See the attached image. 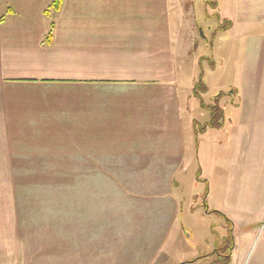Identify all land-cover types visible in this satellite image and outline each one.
Returning a JSON list of instances; mask_svg holds the SVG:
<instances>
[{
	"label": "rangeland",
	"instance_id": "1",
	"mask_svg": "<svg viewBox=\"0 0 264 264\" xmlns=\"http://www.w3.org/2000/svg\"><path fill=\"white\" fill-rule=\"evenodd\" d=\"M170 10L184 45L198 35L177 67L181 94L191 75L204 87L183 110L195 128L192 140L183 130L185 164L120 158L105 168L121 179L0 180V264H51L68 256L69 238L141 241L125 264L153 251L154 264L161 252L166 264H264V0H170ZM212 106L220 126L205 128Z\"/></svg>",
	"mask_w": 264,
	"mask_h": 264
},
{
	"label": "crops",
	"instance_id": "2",
	"mask_svg": "<svg viewBox=\"0 0 264 264\" xmlns=\"http://www.w3.org/2000/svg\"><path fill=\"white\" fill-rule=\"evenodd\" d=\"M53 1L0 0V180L121 179L105 168L120 158L177 166L195 97L191 75L182 99L176 72L196 31L184 45L170 0H60L57 11ZM76 164L89 172H64ZM101 241L69 238L51 264H125L141 242ZM168 260L161 252L157 263Z\"/></svg>",
	"mask_w": 264,
	"mask_h": 264
},
{
	"label": "trees",
	"instance_id": "3",
	"mask_svg": "<svg viewBox=\"0 0 264 264\" xmlns=\"http://www.w3.org/2000/svg\"><path fill=\"white\" fill-rule=\"evenodd\" d=\"M59 2H60V0H54L53 1V3L51 4V7L53 8V10H55V11L58 10V8H59ZM226 23H227V29L230 28L231 27V22L230 21H226ZM198 87L204 89V87L202 86V84L199 82V85L197 87L195 86L193 88V95H194V97H199V93H198V90H197ZM206 108H207V110L210 113V121L205 124V128L206 127L215 128L217 126H220L218 124L217 119L219 117H221V110H219V108H217L216 106H212V107H209V108L206 107ZM204 129L203 128L202 129H199V131H204Z\"/></svg>",
	"mask_w": 264,
	"mask_h": 264
}]
</instances>
